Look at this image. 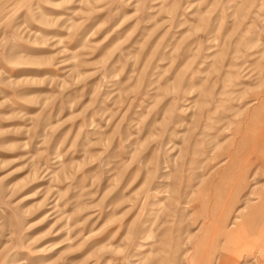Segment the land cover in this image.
Returning <instances> with one entry per match:
<instances>
[{"label": "rangeland", "instance_id": "374dc122", "mask_svg": "<svg viewBox=\"0 0 264 264\" xmlns=\"http://www.w3.org/2000/svg\"><path fill=\"white\" fill-rule=\"evenodd\" d=\"M0 264H264V0H0Z\"/></svg>", "mask_w": 264, "mask_h": 264}]
</instances>
